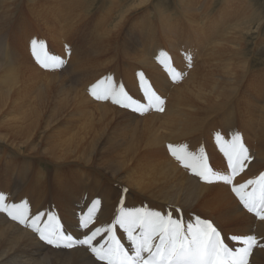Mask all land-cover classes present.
Masks as SVG:
<instances>
[{"label":"bare ground","instance_id":"1","mask_svg":"<svg viewBox=\"0 0 264 264\" xmlns=\"http://www.w3.org/2000/svg\"><path fill=\"white\" fill-rule=\"evenodd\" d=\"M49 1L46 16H52L55 22L50 19L48 32H52L55 43L60 41L59 48L65 46L58 26L63 16L69 17L64 23L67 29L83 20L86 25L87 20L93 23L91 19L95 16L86 10L88 6H78L81 1L68 0L70 11L65 15H61L63 9H58L63 7L62 0ZM108 1L111 4L103 11L108 13L107 17H112L111 20L102 16V25H106L103 29L100 27L102 30L97 34H94L99 31L95 21L88 26L92 32L87 31L86 35L93 36L92 57L90 54L78 55L76 50L71 52L75 57H69L68 76L74 84L67 83L66 77L59 84L53 79L54 71H42L37 66L39 71L27 69L31 79L28 85L22 83L24 89L21 91L18 86L21 64L12 66L13 62H7L0 65V127L10 132L0 134L3 147L0 150V174H9L17 182L15 186L12 184V192L0 194L7 205L26 203L29 219L39 215V227L46 235L58 229L73 243L72 247L64 246V242H60L59 247L49 244L27 224L0 212V264H104L96 260L88 245L78 241L100 228L102 231L93 240V246L107 248L108 234L104 229L111 225L122 247L134 249L127 229L121 228L116 221L122 212L137 209L171 215L184 224L194 222L196 217L210 220L227 240L233 236H255L258 243L249 257V264H264V220L245 211L232 192L233 185L255 179L264 172V69H250L251 57L246 56L250 45L251 50L258 49L260 42H254L253 46L251 36L260 32L264 18L252 16L248 0H221L213 16L214 26L205 25L212 17L203 10L212 8L214 0H178L190 35L180 34L182 29L177 32L180 18L177 13L174 17L158 13L157 23L150 21L147 27L141 21L137 23V27L140 25L138 37L139 33L156 31L160 41L164 42L163 47H166L165 40L171 45L175 34L189 39L188 43L185 40L183 51H190L187 50L190 45L196 61H192L193 65L187 61L185 66L189 70H184L181 65L186 56L174 55L175 62L168 57L164 60L151 41L138 48L118 47L126 57L123 58L127 60L125 68L143 66L148 71L147 76L156 82L161 96L166 97L163 112L153 107L151 111L155 113L136 118L107 102L94 103L93 98L86 95V89L76 88L78 82L88 86L86 73L93 66L98 72L107 65L108 61L99 59L100 55L104 56L105 49V42L100 43V40L108 44L110 38L124 29L129 33L124 41H134L137 19L142 20L151 10L142 9L150 0H123L122 6L117 0ZM139 9L142 11L137 12ZM227 23L224 32L223 25ZM178 41L183 42L180 38ZM175 45L172 53L182 51L176 42ZM38 47L41 51V46ZM144 48L158 52L150 59ZM63 53L65 51L58 54ZM157 57L165 63L157 62ZM176 64L184 71V78L182 82L172 84L173 76H179ZM42 72L50 74L47 76L50 80L31 100L36 91L33 83L43 77ZM11 90L14 95L19 94L9 99ZM36 131L41 134L33 136ZM235 132L241 135L252 159L246 162L247 167L234 177L232 184L218 180L206 183L182 166L168 149V145H186L191 153L202 151L213 172L230 175L217 134L219 138L224 136L223 141H228ZM37 137L45 146L41 152L34 150L31 143ZM101 137L108 140L109 149L90 151L89 143L101 140ZM45 160L50 168L40 165ZM28 182H31L29 194L21 188V184ZM251 189L249 186L246 191ZM49 216L53 219L49 220ZM82 221H87V227L82 226ZM156 242L158 240H154ZM232 245L243 247L241 241Z\"/></svg>","mask_w":264,"mask_h":264},{"label":"rangeland","instance_id":"2","mask_svg":"<svg viewBox=\"0 0 264 264\" xmlns=\"http://www.w3.org/2000/svg\"><path fill=\"white\" fill-rule=\"evenodd\" d=\"M39 1L41 3H37ZM42 1H44V3ZM42 1L41 0H5L3 2V0H0V16H1L0 17V65L2 63L4 64L7 62H13L10 64L12 66L16 65V64H21L19 70L21 71L22 75L19 76L20 82L18 84V86L21 88V91H23L24 85H28L29 78L31 79V76H29L30 74L27 71V69L37 70L36 69L37 66L42 71H49V73H52V71H54V74H53L54 78L53 79H56L59 84L63 83V80L65 79V77L67 78V80H66L67 83L74 84L68 76V74L70 73V70L68 68L69 66L67 65L69 63V57L70 56H71L70 58L75 57L71 54V52L73 53V51L76 50V53L78 55H89L90 54L92 57L93 43H92L91 39L93 38V36L89 37L88 34L86 35L87 31L92 32L91 29H88V26H92L94 21H95L98 24L97 30H99V31H95L94 34H97L98 32H100L105 27L104 25H106L105 23L102 25V20H100V19H102V16L107 17V15H108V13L106 15L105 11H103V10H105L111 4L110 1H108V0H79L81 2L78 4V6H80L81 4L85 7L88 6V9H86V10L90 11L89 14L95 16L94 19L93 18L91 19L93 21V23H90L89 20H87L88 24L86 25V20H85V22L83 20L85 25L81 24V22H82L81 21L80 23L76 24V26H73V28L67 29L64 23L66 21H68L69 17L67 18L66 16H63V19L58 24V26L60 27V29H59L60 36L62 35L61 38L63 37L65 40V46L63 48H59V45L61 44L60 41H59V43H55L54 38L52 36V32H48L49 27H51L50 19H53L55 22V18H53L52 16H49V17L46 16L47 5H48L47 3H49L50 1L49 0L48 1L42 0ZM62 1L64 3L63 7L58 8V9L59 10L63 9L62 10L63 12L61 15H65V14H68V11H70L68 9L69 7L67 5L69 3V1L68 0H62ZM198 1L202 2L203 0H198ZM117 2L122 3L121 6L124 4L123 0H117ZM150 2H151V4H150ZM213 2L214 3H213L212 8H209V10L206 12H205V10H203V12L205 14L207 13L206 14L207 16L212 17L210 19V21L207 22L208 24L206 23L205 25L210 24L211 26H214V25H212L213 24L212 23L213 16L217 13L221 0H214ZM41 4H42V6H41ZM45 4H46V8H45ZM248 4L250 7L249 9H251L250 12H251L252 16H255L256 18H259L261 16L264 18V0H248ZM3 6H4V8H3ZM43 6H44V8H43ZM66 6H67V8H66ZM145 6L142 7V9L144 8V9H148V10L151 9V10H150L149 14H147L142 20L137 19L138 20L136 22V28L137 29H135V30H137V33L133 35L134 41H132L130 43H127L126 41H124L125 36H127L129 34V33L127 34L124 29H122L118 35H115V37L110 38L108 44H107V41H104L103 39H101L100 43L105 42V49L103 52L104 56L102 57L100 55L99 59L100 60L105 59V61H108L109 63L107 62L106 67L99 70L98 72L95 71L96 66H93L86 73V80L88 81V82H86V84L88 86L84 87V84L82 82H78L79 83V84L77 83L78 87H76L78 89L81 87L82 90L86 89V91H85L86 95L90 99L93 98L92 101L94 103H106L107 102L108 105L114 106L117 109L126 111L127 113H130V114H133V116H136V118L142 117L146 114L150 115L151 112L155 113L154 111H151V110H154L152 108H150L148 110V112L145 111L143 114H141V111L134 110L137 107V104L142 105L144 103L143 98L145 97V93H143V98H140L141 91H143L142 89L150 86L151 91L155 92V94L159 93L160 95H161V91L159 90V87L157 86L154 79L153 78L150 79L147 76L146 72H148V71L143 66L135 64L136 66L134 68H129V67L125 68L126 67L125 63L127 62V60L123 59L126 57L124 56V54L120 53L121 51L119 50L118 47H121V48H123V47L138 48V47H140L141 44H143L147 41H151L152 44L156 45V48H158L159 55H161L162 52L166 54V56H164V60H165V58L168 57V60L171 59L173 62H175L174 57L177 54H179L180 56L181 55L186 56V57H183L184 58L183 64L181 65L182 67L184 66L183 67L184 70H189L188 69L189 67L185 66L187 61L188 62L190 61V64H192V65H193L192 61L193 60L196 61L195 55H194V53H192L193 51H191V48L189 47L190 45L188 46V49H187V50H190V51H188L189 53L187 51L186 52L183 51V49L184 50L186 49L185 43L190 42V40L188 39V41H187L185 38L180 37L179 34L178 35H176V34L172 35L174 37H173V40L171 42V45L167 40H165L166 41L165 42L166 47H163L164 42H163V40L160 41V37L156 31L152 30L149 33H147V32H144L143 34L139 33L140 37H138V31H139L140 25H139V27H137V25L140 23V21L143 22L144 24H146V27H147L149 25L150 21H153V22L158 21V19L156 20V17L158 18V16H157L158 13H160L161 15H166V13H167L169 15H172L173 17L177 13L176 15L178 17H180V18H178L179 21L177 24L179 25V27L176 29L177 32L180 29H182L179 31L180 34H183L186 32L185 35H190V34H188V32H190V31H188L189 24L186 23L187 20L185 19L183 11L181 10V6L179 4V1L178 0H150L148 3H146ZM178 6H179V8H178ZM142 9H139L137 12H141ZM59 10H57V12H61ZM97 16H100V17L97 18ZM64 17H66V18H64ZM110 17H111L110 15L107 17V21L110 19ZM214 18H216V17H214ZM107 21H105V22H107ZM113 21H114V19H113ZM223 27H224V32H225L226 28L228 27V23L225 26L223 25ZM63 32L65 33V36H63ZM84 33H85V35H84ZM160 36H161V34H160ZM257 37H259V38H257ZM177 38L178 39L180 38V41H183V42H179ZM33 40L37 41L35 48L33 47V44H32ZM185 40H186V42H185ZM191 41H192V39H191ZM251 41L253 43V46H254V42H257V41H258V43L260 42V44L258 45L257 50H254V51L251 50V45L247 49L246 56L251 57L250 69H252L253 71H261L262 69H264V23L262 24L261 30L259 33H257V32L253 33V35L251 36ZM41 42H42L43 46H41ZM175 42L177 43V46H179L181 48V49L180 48L179 49L182 51L174 52L175 53L174 54L172 52L174 51L173 49H175L173 47L174 46L176 47ZM25 43H27V45ZM39 45L41 46V51H38ZM253 46H252V48H253ZM144 49H145V55L149 56L150 59L153 56H155L156 53L158 52L157 50L154 52H150V50H148L147 48H144ZM59 51L60 52L65 51V53L60 55L61 53L58 54ZM186 53H187V55H186ZM26 54H28V55H26ZM53 54L57 55L55 57L60 58V60L62 61L61 65L59 67H47V68L43 67L40 61L45 60V58L48 56L49 57L53 56ZM64 54H66V55H64ZM98 56H99V53L96 54V57H98ZM169 56L170 57L172 56V58H169ZM161 60L162 59L160 58V60L157 59L156 61L160 62ZM47 62L49 63V66L52 65L51 60H48ZM198 63L199 62H197V64ZM99 65L101 66V63H99ZM176 65H177L179 75L181 74L182 79H183L184 78L183 77L184 71L182 70L180 65H178V64H176ZM191 68L192 67H190V69ZM37 71H39V70H37ZM140 73H143L144 80L146 81V83H144L143 85H142V82H141L140 77L138 75ZM42 74H43V77L39 78L38 82L33 83L35 85L34 88L36 89V91L33 93V98L31 100H33L34 97H36L39 94L40 88L43 87V85H45L47 81L50 80V78H47V76L50 74L46 75L43 72H42ZM108 77H111L114 86H116V87H119L121 85L123 86L124 91L127 93L128 97L131 98V102H132L131 107H122L121 105L114 103L111 98L106 99V100H98L90 94L89 90L91 89L90 88L91 86L97 85V83L101 80L106 81ZM83 79H85V77H83ZM24 82H26V83L24 85H22V83H24ZM171 83L172 84H178V83H180V80H173ZM21 85H22V87H21ZM105 86H106V83L104 85H100L99 87L103 88ZM87 87L89 89L88 92H87ZM168 88H169V86H168ZM173 92L174 91L172 90L171 94H173ZM82 93H83V91H82ZM18 94L14 95L13 90H11V92L8 95V98L9 99L13 98V97L17 96ZM0 96H2L1 93H0ZM96 105L101 106L102 104H96ZM95 109L97 110L98 107L95 106ZM124 116H126V115H124ZM39 131L34 132L33 136L37 135L39 133L41 134V132H39ZM7 133L10 134V132L7 131L6 129H4V127H0V134H7ZM107 133H109V130H107ZM220 136L222 138H224V136H222V135H220ZM12 137H13V139H17L14 136H12ZM42 142H43L42 139H39V137L33 139L31 142L32 145H34L33 149L41 152L43 147H45L43 144L41 145ZM107 144H109L108 140L104 139V137H101V140H95V141L93 140L89 143V150L90 151L92 150L93 152L101 150L103 152V151L109 149L107 147ZM2 148H3L2 144L0 143V150H2ZM0 159H2L1 156H0ZM101 159L102 158H100L99 160L101 163H103L101 161ZM2 163L3 162H1V164ZM103 164H105V163H103ZM40 165L44 168H50V165L47 164L46 160L44 162L41 161ZM36 166H37V164H36ZM52 176H53V174H52ZM15 182H16L15 178L11 177L9 174H4V173L0 174V193L4 194L5 192H12V190H13L12 184H14V186H15V184L17 183V182L15 183ZM30 183L31 182H28L26 185L21 184V188H22L23 192L25 191L26 193L28 192V194H29V192L31 191L29 189ZM40 242L43 243V241H40ZM49 248H51V247H49ZM52 249H54V248H52Z\"/></svg>","mask_w":264,"mask_h":264},{"label":"snow or ice","instance_id":"3","mask_svg":"<svg viewBox=\"0 0 264 264\" xmlns=\"http://www.w3.org/2000/svg\"><path fill=\"white\" fill-rule=\"evenodd\" d=\"M32 44L35 48L37 41L33 40ZM41 46H43L42 42ZM161 56H166V54L162 52ZM157 59L160 60V57ZM48 60L52 61L53 67H59L62 63L58 57H46L45 60L40 61L43 67H49ZM160 62L165 63L163 60ZM138 75L142 84L146 83L143 73ZM175 78L173 76V79ZM105 83V87H99ZM142 90L145 93L144 98L147 104H137L134 110L145 112L154 107L157 111L163 112V99L151 91L150 86ZM89 91L98 100L111 98L114 103L122 107L132 106L131 98L128 97L123 86H114L111 77H108L106 81H99ZM217 136L221 141V151L226 157L230 175L213 172L202 151L198 154L191 153L187 150L186 145H168V149L182 166L190 169L206 183L218 180L232 184L234 177L247 167L246 162L252 158L238 132L232 133L231 139L228 141L219 138V134ZM249 186H252L251 191H246ZM232 192L249 212L254 213L258 219L264 220V172L255 179L233 185ZM0 212L7 213L11 219L21 224H27L34 231L39 232L41 239L46 240L49 244L59 247L60 242H64L66 247L73 246L71 238L63 236L58 229H53L46 235L45 230L39 227V215L29 219L26 203L7 205L5 204V197L0 194ZM89 216H91V212H89ZM51 219L53 218L49 216V220ZM116 222L121 228L127 229L128 237L134 245L133 256H129L116 239L111 225L104 229L108 234L107 248L93 246V240L102 231L100 228H97L91 235L86 236L84 240L78 241V243L88 245L96 257L106 261L107 264H249V257L258 243L256 237L252 235L233 236L232 240L241 241L243 244V247L233 251L224 242L217 227L210 220L200 217H196L194 222L184 224L180 219H174L171 215L165 216L159 212L137 209L122 212ZM82 226L87 227V221H82ZM154 240H158V242L154 243ZM143 254H146V258Z\"/></svg>","mask_w":264,"mask_h":264}]
</instances>
